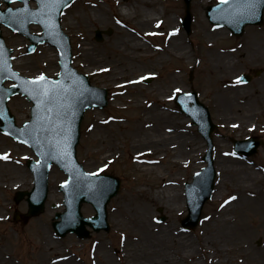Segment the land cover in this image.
Returning <instances> with one entry per match:
<instances>
[{"label":"rangeland","instance_id":"1","mask_svg":"<svg viewBox=\"0 0 264 264\" xmlns=\"http://www.w3.org/2000/svg\"><path fill=\"white\" fill-rule=\"evenodd\" d=\"M197 1L198 0H192L191 2L190 10L192 22L191 32L188 35L181 25V20L184 15V4L182 0H162L154 9L145 8L141 10L152 13V16L158 11L160 13L165 12L168 14L170 18L174 19V26L177 28V33L183 37L186 46L192 47L193 49L199 45L205 44L206 36H204V31L213 32V30H221L226 32L223 37H209L210 42H212V49H209L210 54L206 60L200 54H195L191 64L187 65L185 61L183 62L181 60L167 57L166 61L163 63H159L145 70H138V73L143 72L139 75L137 82L138 87L143 88L146 92H155L156 94L163 90V93H166V97H168V108H171L172 111L178 113L182 118L187 120L185 122L186 135L193 140L194 145L191 149L192 157L190 158L189 163L179 172V187L181 190L183 205L185 201L183 192L184 183L190 181L194 171L200 169V157L203 153L204 145L202 139L199 138L196 126L191 123L190 119L184 113L180 112L179 108L174 103V97L178 92L175 91L176 89H171V91H169L171 85L168 86V82L164 80L167 72L174 69L175 73L182 81L183 88L180 89L179 92L185 93L190 92L191 90L199 91L197 80L202 79L203 81L199 95L205 104L209 103V108L212 114L213 110L216 113L212 116L214 122L217 124V130L213 133V158L216 172L221 161H224L225 159L233 158L242 160L241 157L233 155V150L229 143L230 138H241L248 135L250 131L255 133L259 132L258 129H260L261 136L264 139V73L261 74V87L256 82L254 84V89L252 90L248 89L251 85L247 87V90L246 88H237L233 86V82L231 81L234 78L233 76L241 70L256 69L258 67L264 69V13L263 24L261 27H246L241 38L247 43L251 42L250 44H255L256 46L248 48V45L246 44L245 47H241L239 53L238 51L230 50L229 44L232 41H230L229 33H227L225 28L210 24L205 15L206 6L210 3H215L218 0H206L203 5L201 14L205 20V30L198 26L199 5ZM94 2L98 3L105 10L107 13L105 17L108 20L106 22L90 23L88 26L89 28L85 30L79 25L76 13L87 12L88 8L92 9V7H94L92 3ZM18 5H20V3L10 4L11 7ZM31 6L34 7V3H31ZM115 7L116 4L110 3L109 0H74L62 11L60 17L61 28L65 34L69 36L71 43L72 67L79 73L87 75L91 85L103 88L107 92V104L102 109H87L83 115L79 129V141L76 146V157L86 171L95 174H109L117 177L120 181L116 195L112 197L106 205L107 223L109 225L108 230L93 231L87 227L89 235L86 238L77 237L73 233H68L63 237H59L54 232L52 222L54 221L55 214L64 211L63 194L59 191V185L66 180L65 173L55 165L50 166L49 173L50 170H54L55 174L61 179L59 180L58 178V180L56 179L55 182L51 183L48 176L47 197L43 209L37 215H28V206L25 196L20 200H16V193L17 191H29L32 188L33 178L31 172L27 168V160H36L37 157L28 146L15 141L13 138L0 131V151L5 152L7 150L9 152V158L14 160V162H10L9 160L6 161H8L10 165L14 164L15 166L20 167V169L30 178V183H26L27 185L10 186V182L19 181L21 178L7 175L2 176L1 178L0 176V182H3L1 183L3 185L0 186V250L4 253L5 257V259L1 261V264H42V262L37 260L36 256L38 250L42 248V233L39 231L41 228L49 233V238L55 242L60 250L70 254L71 258H73L78 264L93 263L90 253L98 240H101V242L108 246L110 254L117 258V263H119V260L121 259L120 254H123L124 248H128L126 244L122 245L121 243V237L124 233H121L114 228L111 218L113 206L117 201L122 202L123 198L127 196L130 187L133 184H136V180L138 182L143 180L146 186H149L150 190L151 184L155 182L151 179V176L144 175L139 178L136 173L129 170V159L135 158L128 150L130 139L125 137L124 140H121L119 137V133H123V129H127H121V124H126L130 117L136 116L138 112L135 108L130 107L128 103L126 104L116 100L118 98L117 92L120 91L121 87H114L112 84L104 81V79H102V73L92 71L95 66L88 61H86V63H88V66L91 67L92 70L90 71L86 69V67H84V61L78 60L76 56V47L80 42L87 43L90 46L103 51L109 40H121L116 33L117 26L111 18ZM0 8H5L1 2ZM138 16L139 14L136 18ZM120 27L125 28L123 26ZM30 29L34 33L40 31L38 26H31ZM96 29H110L111 33L109 35L103 34L101 41H95L94 31ZM1 32L6 44L14 50L12 54V64H14V68L17 69L19 73L28 77H35L41 74L51 77L57 75L59 64L57 51L54 47L48 46L47 44H41L33 53L26 54L25 46L27 42L25 39L11 33L5 28H2ZM154 37H157V34L147 36L145 37V40L140 42H143L144 44L151 43L155 47H158L161 42L158 41L156 43ZM78 38H81L82 40L80 41ZM223 51H226L229 55V63L223 72L226 75V81H223L224 79L221 76L222 71L219 69L216 70V65L220 64L218 54L223 53ZM45 52L47 54H54V56L56 54L52 63L49 64L48 60L43 56ZM257 54L259 55L255 59L257 63L249 60V55ZM210 57L211 63L209 59ZM17 61H21L22 64L17 63ZM89 64H91V66ZM137 66L142 67L141 64ZM141 77L144 79H141ZM147 78L150 79L145 83L144 81ZM210 81L213 82L212 85L209 84ZM225 83L226 86H224ZM6 85H8V83H6ZM210 93L213 94V96L209 97ZM96 95L100 96L99 93H96ZM223 95H225V97ZM141 99L145 98L141 97ZM224 99L229 100V103L225 102ZM250 102L255 103L257 105L256 107L260 108V114L254 118L253 116L251 117L248 105H246ZM7 105L14 116L17 125H21L24 121L29 119L31 103L25 98V96L19 94L13 95L9 98ZM94 114L101 118L102 131L100 133L108 135V138L105 141L100 142L99 136L89 131L90 120ZM108 130H110V132ZM136 134L137 131H131L129 136L136 141ZM108 141H113L115 148L108 152V154H110L108 159L98 161L99 156L106 151V143ZM168 142L169 141H166V144ZM152 145L153 144H148L149 147ZM142 147V145L136 144L133 147V150L137 151ZM185 151H188V149ZM166 153H168V151ZM140 158H144V156H140ZM166 158H168V156ZM249 159L264 174V146L259 148L258 152ZM7 168L8 167H2L0 168V171H6ZM258 172L260 171L258 170ZM218 178H220L219 171L217 172L215 179L214 190L217 189ZM235 183L236 182L231 178L230 183L225 186L223 190H227V193L229 192L228 194L230 195L232 185ZM52 193L54 194L53 197L50 195ZM227 196H225L223 200H225ZM218 204H220L219 200L213 198L208 200L203 206L197 226L192 229H185L182 228L179 220L187 213L186 205L183 206L181 213L174 214L169 213L165 205L158 202L152 205L151 209L154 214L153 223L160 226L174 225L179 233L189 235L191 238L195 239L200 227L205 223L206 218L217 209ZM158 209L161 210L165 217L163 221L158 220L160 215ZM80 212L84 217H91L95 214L93 207L88 203L81 204ZM260 219L261 218L256 214L252 216L247 215L245 218L246 224L252 230V235L248 236L250 239V245L256 250L264 249V229L257 225ZM258 239L261 241L260 244H257ZM117 255H119V259ZM238 256L239 255L236 252L225 251L221 258L226 264H238ZM49 260L51 261V264L58 263V261L54 259ZM197 261L200 264H204L202 257H199Z\"/></svg>","mask_w":264,"mask_h":264},{"label":"bare ground","instance_id":"2","mask_svg":"<svg viewBox=\"0 0 264 264\" xmlns=\"http://www.w3.org/2000/svg\"><path fill=\"white\" fill-rule=\"evenodd\" d=\"M109 1L116 4L111 18L117 26L116 33L121 40H109L103 51L80 42L76 47V56L78 60L84 61L86 69L92 70L86 63L88 61L95 66L92 71L102 73L104 81L114 87H121L116 100L128 103L137 110L136 116L130 117L126 124H121V129H127H123L119 137L121 140L125 137L130 139L128 150L135 158L129 159V170L139 178L144 175L151 176L155 182L151 184L150 190L143 180H136V184L130 187L122 202L117 201L113 206L111 218L114 228L124 233L121 243L128 246L124 248L123 254H120L119 263L117 258L110 254L108 246L98 240L91 249L92 264H200L197 261L199 257L203 258L204 264H226L221 258L225 251L236 252L239 255L238 264H264V249L256 250L251 247L248 236L252 235V230L245 221L247 215L256 214L261 218L258 227L264 229V174L249 166V163L234 159L221 161L218 168L220 178L213 194V199L219 200L220 204L206 218L195 239L179 233L174 225L160 226L153 223L154 214L151 209L155 203H163L169 213H181L184 205L179 187V172L189 163L194 144L186 135L187 120L168 108L166 93H163V90L157 92L158 94L150 93L138 87L139 75L143 73H138V70L163 63L167 57L185 61L187 65L191 64L195 54H200L206 60L210 54L209 49H212L209 37H223L225 32L204 31L205 44L193 49L186 46L177 31H173L177 28L174 26V19L168 14L158 11L152 16V13L141 11L145 8L154 9L162 0ZM197 2L198 26L205 30L201 10L206 0ZM92 5L94 7L88 8L87 12L76 13L79 25L85 30L89 28L90 23L108 20L105 17L107 13L98 3L94 2ZM155 34V42H161L158 47L140 42ZM43 56L50 64L56 54L54 56L45 52ZM218 58L220 64L216 65V70L222 71L223 81H226L223 72L229 63V55L223 51L218 54ZM209 59L211 63V57ZM17 63L22 64L21 61ZM140 64L142 67L139 68L137 65ZM12 66L15 67L14 64ZM164 80L168 82V86L171 85L169 91L183 88L182 81L174 69L166 73ZM226 101L228 102L227 99ZM89 131L97 134L100 142L108 138V135L100 133L101 118L95 114L91 117ZM131 131H137L136 141L129 136ZM166 141L169 142L166 144ZM106 144V151L99 156L98 161L108 159V152L115 148L113 141ZM136 144L143 147L135 151L133 147ZM148 144L153 145L149 147ZM186 149L188 151H185ZM8 155L7 150L0 151V168L8 167L6 171H0L1 178L4 175L21 178L19 181L10 182V186L29 184V176L20 167L10 165L6 161L14 162ZM48 176L51 183L59 178L54 170H50ZM231 178L236 183L232 185L229 195L223 188L230 183ZM1 183L3 182H0V186L3 185ZM227 194L228 197L223 200ZM50 195L54 196L53 193ZM230 197L235 199H229ZM226 200L228 203H225ZM39 231L43 239L42 248L36 255L39 262L51 264L49 259H54L58 261L57 264H78L70 254L56 246L47 231L43 228ZM117 256L119 259V255ZM3 259L4 253L0 250V264Z\"/></svg>","mask_w":264,"mask_h":264},{"label":"water","instance_id":"3","mask_svg":"<svg viewBox=\"0 0 264 264\" xmlns=\"http://www.w3.org/2000/svg\"><path fill=\"white\" fill-rule=\"evenodd\" d=\"M70 1L71 0H62V2L57 6L56 10L51 13L50 19L45 14L47 10L44 11L41 10V5L39 12L38 10L35 11L38 12V15L33 13L29 14L28 12L25 11L18 12L17 10L12 12L13 14L12 20H16L19 22L26 20H34V21L38 20L41 22L43 26L44 34L41 37H39V42H43L46 40L49 41L50 44L57 46L60 52V58H61L60 63L62 65L61 80H60V75H59L60 81L55 82L54 80L50 78L49 79L53 82V84L60 83L66 89L69 90L67 100H64L62 97L60 99L54 100L51 104L48 105V107L52 111L44 112L37 108L36 101L28 94V92L25 91V88L27 86L24 84V81H23V87L16 89L13 86H11L10 88H3L1 85L3 80H0V93L2 95L0 99V120L3 122L1 128L5 130V132L14 135L19 140L24 142L26 141V143L29 144V146H31L33 150H35L38 156L40 157L42 156L41 153L49 152L50 146L52 149L50 155H43L41 157V161L39 162V167H37V173H35V176L36 179L42 185V192L41 195L36 198H34L29 193V197H31V199L28 200L30 214L37 213L43 206V201L46 196V175H47L49 163L51 161H54L55 163L57 162V164H59L62 168H64L69 174L72 175L75 173L76 174L75 181L79 183H84V181L87 179H88L87 181H91V180L95 181V179H97V177L95 176L89 174L85 175V173L81 171L80 166L76 163L74 158V147L78 141V126L82 118V113L87 106L93 104V101L89 99L86 100L83 98L79 99L80 94L82 96L86 92H92V89H87L88 83L87 81H85L84 78H82V76L81 79L77 78L75 76L74 71H73V75L70 74L71 73L70 72L71 68L69 67L70 49L68 46V38H66L61 33L59 27L58 18L60 11ZM188 1L189 0H186V2ZM263 7L264 5H261V11ZM27 22L28 21H26V23L24 24H27ZM188 24H189V16L186 18V25ZM97 36H99V32H97ZM0 53L3 54L2 56H0V71L7 72L9 68L8 55L10 53V50L5 48L1 38H0ZM70 75H71V81H69V85H68L66 81L70 78ZM26 80L27 79H25V81ZM20 89L21 91L19 92L27 94L29 99L33 100L34 106H32L31 108L32 120L24 124L22 128H17L14 125L12 115H9L7 111V108L5 106V101L9 95L13 94L14 92ZM45 117H47V119H45ZM20 129H26L25 133L21 134L20 131H18ZM57 145H59V147H57ZM65 151L67 152V155H65ZM35 166H37L36 163L29 162V167L32 168L33 171ZM84 176H86L87 178ZM102 179H106V178L102 177ZM111 184L112 185L105 191L103 198L100 202V205L95 206V209L97 211V216L95 220L81 218L78 209L80 202L84 200L83 198L87 195L88 192L95 193L97 191V189H95L98 188L96 187L97 185L90 186V188H87L86 192L82 190L83 187H81L80 189V185L78 188L77 184L72 185L70 188H68L69 186L68 187L64 186L63 189H65L66 190L65 192H67L65 193L67 195L66 205L68 207L69 212L71 213L72 221H70L71 219H69L70 225H67V228L63 232L61 231L59 232L61 234H64L67 230H71V231H76L78 234H84L83 233L84 223H89L96 229L104 226L105 203L107 202L109 197H111L116 192L117 189L116 180L111 179ZM37 187H38V183H37ZM206 191L209 192V187H207ZM81 192H83V194H81ZM206 197L207 196H205L199 202L197 211L199 210L202 201H204ZM197 216L198 213L196 212L195 215L192 216V219L188 220L187 223L194 224L195 220L197 219ZM54 226L57 229L59 223H55Z\"/></svg>","mask_w":264,"mask_h":264},{"label":"snow or ice","instance_id":"4","mask_svg":"<svg viewBox=\"0 0 264 264\" xmlns=\"http://www.w3.org/2000/svg\"><path fill=\"white\" fill-rule=\"evenodd\" d=\"M62 2V0H39V3L41 5V10H47L45 13L49 19L51 18V13L56 10L57 6ZM229 0H220L221 4H228ZM25 3H27V0H25ZM261 5H264V0H233V3L231 4V11L227 13V15L232 16L236 19H248L253 18L256 16L258 9ZM9 15L11 16L13 9L8 8L7 9ZM17 11H25L28 12L29 10L27 8L25 9H17ZM224 12L225 10H221ZM31 14V13H29ZM0 17H3V13L0 12ZM159 23V22H158ZM54 26V24H53ZM177 31V30H173ZM3 54L0 53V56ZM15 75V74H13ZM141 79H144L141 77ZM239 80V77L237 78ZM24 84L27 86L25 88V91L28 92V94L36 101L37 108L39 110H42L44 112H51L52 110L48 107L49 104H51L54 100L60 99L61 97L64 100H67L69 90L66 89L62 84L56 83L53 84V82L43 75L39 77L32 78L31 80L24 81ZM176 92H179L180 89H176ZM190 95V94H188ZM63 106V105H62ZM66 115V113H65ZM47 119V117H45ZM27 128V126H26ZM21 134H24L26 129H20ZM30 134V133H29ZM26 142V141H25ZM38 142V141H37ZM59 147V145H57ZM51 146L49 147L48 153H41V155H50L51 154ZM65 155H67V152L65 151ZM235 155V153H233ZM5 158H7L5 156ZM90 175H96L95 173H92ZM64 184H68V181H65ZM78 187V185H77ZM229 199H235V197H230ZM225 203H228L226 200Z\"/></svg>","mask_w":264,"mask_h":264}]
</instances>
